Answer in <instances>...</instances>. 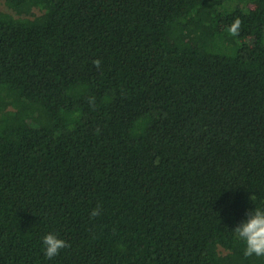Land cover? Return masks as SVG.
<instances>
[{"label":"trees","instance_id":"obj_1","mask_svg":"<svg viewBox=\"0 0 264 264\" xmlns=\"http://www.w3.org/2000/svg\"><path fill=\"white\" fill-rule=\"evenodd\" d=\"M5 3L0 264H264V0Z\"/></svg>","mask_w":264,"mask_h":264},{"label":"clouds","instance_id":"obj_2","mask_svg":"<svg viewBox=\"0 0 264 264\" xmlns=\"http://www.w3.org/2000/svg\"><path fill=\"white\" fill-rule=\"evenodd\" d=\"M241 21L236 19L229 27V32L232 35L238 33ZM97 68L101 67V60L93 61ZM251 199L255 200V195ZM102 214V206L97 205L91 212L93 218ZM235 237L244 242V256L245 257H264V208L255 207L254 210L248 213V218L237 225L234 230ZM44 254L47 259L58 256L65 248H70L71 244L58 236L54 232H49L43 237Z\"/></svg>","mask_w":264,"mask_h":264},{"label":"rangeland","instance_id":"obj_3","mask_svg":"<svg viewBox=\"0 0 264 264\" xmlns=\"http://www.w3.org/2000/svg\"><path fill=\"white\" fill-rule=\"evenodd\" d=\"M0 9L1 10H4V11H9V12H13L8 6L7 4L5 3V0H0ZM36 12L39 13V10L37 9ZM14 13V12H13Z\"/></svg>","mask_w":264,"mask_h":264}]
</instances>
